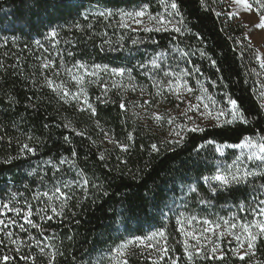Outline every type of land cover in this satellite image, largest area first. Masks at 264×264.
<instances>
[{"label": "trees", "instance_id": "trees-1", "mask_svg": "<svg viewBox=\"0 0 264 264\" xmlns=\"http://www.w3.org/2000/svg\"><path fill=\"white\" fill-rule=\"evenodd\" d=\"M61 2L0 0V204L10 201L13 195L19 201L17 206L25 198L35 204L31 197L38 191L50 190L53 184L71 181L83 172L98 187L90 184L87 189H66L73 199L68 201L64 217L43 222L34 216L45 232L41 235L39 230L29 229L31 235L51 245L46 252L57 253L54 264H107L121 244L160 231L166 233L167 245L174 249L169 260L179 257V264H264V243H258L256 255L245 261L234 256L227 243L223 261L210 256L187 261L168 208L173 201L186 200L199 213L224 216L239 203L248 202L252 195L249 183L239 190L232 188L213 196L204 182V177L221 171L224 161L230 158L217 153V146L223 149L227 148L225 145L243 143V137L255 141L264 135V78L253 55L256 48L247 47L242 24L223 14L227 10L225 0H206V6L200 0H177L180 15L169 19L174 24L183 19L191 29L183 33L171 29L148 33L119 26L121 12L146 10L165 15L168 0H63L64 4L77 7L53 6ZM101 11L114 15H96ZM218 11L222 15L216 16ZM52 30L58 33L55 39L49 35ZM133 40L137 43L133 44ZM177 47L189 55L180 57L175 52ZM201 49L207 54L205 57L200 56ZM161 52L169 55L159 61L161 69H153L150 61ZM48 58L57 66L63 63L60 76L52 78L66 82L72 92L78 90L65 69H72L73 74L82 71L74 67L77 63L85 64L90 72L96 71L95 65L131 69L134 80L129 82L127 74L120 78L104 71H98L95 78L86 77V81L96 80L84 85L97 111L92 116L89 110H78L86 105L65 104L44 86V76H51L52 70H43L40 65ZM193 66L199 67L200 73L187 77V81L194 87L206 88L219 109L227 111L228 97L237 100L249 123L222 122V126L186 132L178 146L169 144V140L139 121L132 85L151 91L153 80L161 77L163 71ZM121 79L128 87H112L114 80ZM102 85L107 86L106 93ZM121 102L127 104L126 111L120 109ZM76 131H83L85 136L76 135ZM105 132L128 144L129 150L122 152L108 143ZM129 133L133 135L131 141L127 140ZM65 136L70 138L68 142ZM209 140L214 144H208ZM24 143L35 153L21 151ZM152 143L160 146L159 152L151 151ZM101 152L105 160L99 159ZM60 159H67L68 163L60 165ZM49 161L61 171L54 172ZM73 163L75 167H71ZM254 183L264 184V176ZM193 188L197 191L193 192ZM202 198L210 203L199 208ZM14 231L27 239L26 234ZM24 252L36 257V264H47L38 248H25ZM125 260L128 264H153L156 259L133 254ZM16 264L24 261L17 260Z\"/></svg>", "mask_w": 264, "mask_h": 264}, {"label": "snow or ice", "instance_id": "snow-or-ice-1", "mask_svg": "<svg viewBox=\"0 0 264 264\" xmlns=\"http://www.w3.org/2000/svg\"><path fill=\"white\" fill-rule=\"evenodd\" d=\"M212 2L215 3L216 0H212ZM200 3L202 6H206V0H200ZM53 6L68 8L77 7V5L72 3L64 4L63 0L61 4ZM168 8L171 9V12H167ZM223 14L228 20L239 19L242 23L247 24L249 28L253 29V32H250L245 36V39L249 41L247 47H252L251 37L255 31L264 32V0H227V10ZM96 15L99 17H112L114 14L111 11H101ZM146 15L151 26L145 25L143 27L144 32L169 31V29L174 33L191 31V29H188L184 24L183 19H180L175 24L172 19H169V16L176 17L180 15L177 0H168L165 15H150L146 10L121 12L119 14V26L121 28L129 27L126 18L130 19L138 26L143 25V18ZM215 15L220 16L222 13L218 11ZM245 15H255V22L245 21L243 19ZM84 18L88 19L87 16ZM77 27L79 28L80 25H77ZM88 27L91 28L92 25L89 24ZM49 35L55 39L58 33L55 30H52ZM197 39H200L199 35H197ZM262 40H264V38H262ZM132 43L136 44L137 41L133 40ZM36 44L40 45V41L37 40ZM175 52L178 53L180 57L184 58L189 55L188 52L179 47L175 48ZM199 54L201 57L207 55L202 49L199 50ZM69 55H71V53H69ZM167 55L169 54L161 52L155 58L151 59V67L153 69H161V63L159 61H162ZM253 55L255 60L259 62V67L264 69V51L253 49ZM208 59L215 66V61L211 60V57H208ZM0 67H2V65H0ZM40 67L43 70H52L51 76H44V86L48 87L65 104L72 102L78 105H86V108L79 107L78 110H89L92 116H96L97 111L91 104L84 85L86 82L95 83L96 80L92 79L86 81V77L95 78L98 75V71H104L106 74L120 78L125 77L127 74L129 82L134 80L131 69H125L122 67L109 69L107 66L101 68L100 65H95L96 71L90 72L85 64L77 63L74 67L82 71L73 74L72 69H65L79 88V91L72 92L66 86V82L52 78H58L60 76V69L64 68L63 63L57 66L55 61L48 58L41 61ZM141 67L145 66L142 65ZM193 69L163 71V76L167 78L166 81L153 80L152 86L156 89L155 95L158 97L164 96L167 92L168 94L175 96L180 103L184 102L182 97H188V106L182 115L186 119L192 121V127H188L186 124H179L176 125V128H179V131L175 128L170 129V135L177 137L178 139L167 141L169 144H175L178 146L184 140V134L186 131L193 133L203 131L200 124H197L191 116H188L189 112H196L201 108L204 110L202 115L211 117L219 126H222L220 123V117H226L223 121L224 124H233L237 121L242 124L249 123L247 115L241 110L237 100L232 99L231 97L227 98V105L229 106L227 111L224 109H218L214 114L210 110L216 106L212 97L207 96V100L211 103L204 102L205 95L203 94H206L208 90L201 86L200 92L202 94H196L195 89L190 87L185 79L186 77H191L194 74L200 73L199 67L193 66ZM102 87L103 91L106 93L108 91L107 86L102 85ZM112 87H128V85L124 84L121 79L120 81L114 80L112 82ZM132 90H136L135 85H132ZM139 91L141 96H143L146 89L140 87ZM148 95L151 96L152 93L149 92ZM193 96L198 103L192 102L191 97ZM261 97L264 98V91L261 92ZM146 105L149 107L152 106V101L143 100L140 103V107L142 108ZM119 107L123 111L127 110V104L125 102H121ZM177 107H179V104H177ZM261 108L264 109V104H261ZM152 117L157 122L164 121L165 119L164 115L160 113H153ZM175 121L176 117L169 116L166 122L169 125H173L175 124ZM65 127L68 128L69 125H65ZM72 130L75 131V129ZM101 131H103V129H101ZM75 134L82 137L85 136L83 131H76ZM104 135L107 138V142L114 144V146L120 151L127 152L129 150L128 144L112 139L107 132H105ZM28 139L31 140L32 138L29 137ZM64 139L66 142L70 140L68 136H65ZM127 140H133V135L131 133L128 134ZM208 144H214V141L209 140ZM201 147L204 146L201 145ZM225 147H239L241 152L225 170H218L215 175L204 177V182L211 188V194L213 196H216L218 192H226L232 188L239 190L240 186L248 185L250 181L254 180L256 177L264 176V135H261L258 140L255 141L250 137H243V143L238 145H225ZM245 149H247L246 153L244 151ZM159 150L160 146L157 143L151 144L152 152H159ZM21 151L35 153V149L30 147L28 143L22 144ZM215 151L223 155L220 146H217ZM72 156L75 157L76 153L72 152ZM99 159H106L103 152H101ZM66 163H68L67 159H60L59 161L60 165ZM48 164L53 168L54 172L61 171L60 167L53 165L50 161ZM71 167H75V164L73 163ZM77 176L78 178H74L71 181L62 180L59 184H53V187L50 190L38 191L31 197V200L35 201V204L25 198L23 204L17 206L19 201L17 200L16 195H13L10 201L0 204V264H16L17 260L24 261V264H36V257L32 256L30 252H24L25 248L32 249L34 247L38 248L39 253L46 257L47 264H54L57 253L55 251L46 252V249H50L51 245L45 244L40 239L31 235L29 229H37L41 232V235L45 232L43 225L37 223L33 219L34 216L39 217L43 222L52 221L57 217H64L65 209L68 207V201L73 199V196H70L66 189H87L90 184L92 187H98V185L87 178L86 173L80 172L77 173ZM43 180L44 177H41V182H43ZM213 182H215L216 186H213ZM192 191L196 192L197 189L193 188ZM253 191H259L261 195H254L250 203H239L237 206L238 212L248 213L251 217L247 222H244L243 217H241V221L238 223L235 215H233L231 219L220 217L213 220L209 218H199L196 215L185 217L183 213L180 214V217L176 220V225L178 226L177 231L184 237L183 251L187 261L192 262L195 257L207 259L209 256L212 259L223 261L225 259V253L221 247L220 241L228 237L235 242V247L232 248V254L239 260L245 261L246 258L256 255L258 243H264V184H260L259 186L253 185ZM199 203L205 205L210 203V201L202 198ZM14 229H17L19 233L26 234L27 239H25L23 235H18L17 231H14ZM157 236L160 237V240H157L156 243L153 244V241ZM161 240L164 241V243H161ZM167 241L168 236L164 231L154 232L152 235L146 236L143 239H138L135 242L128 241L127 243L121 244L115 249V254L117 257H122L125 255V250L130 244L139 243L155 250L157 253V259L153 261V264H160L161 261H165L166 264H179V257L173 256L170 257L169 260V254L173 252L174 249L167 245ZM189 241H192V243ZM145 242L147 243L145 244ZM117 264H128V262L127 260H117ZM258 264H260V262H258Z\"/></svg>", "mask_w": 264, "mask_h": 264}, {"label": "rangeland", "instance_id": "rangeland-1", "mask_svg": "<svg viewBox=\"0 0 264 264\" xmlns=\"http://www.w3.org/2000/svg\"><path fill=\"white\" fill-rule=\"evenodd\" d=\"M225 5L227 7V0H225ZM148 14H151L150 12L146 11ZM144 19V23L143 25H136L135 23H133L130 19L126 18V22L129 24V27L133 28L136 31H143V27L145 25L147 26H151L149 24L148 21V17L147 15L143 18ZM245 21H249V22H255L256 17L255 15H245L243 18ZM237 21H239L244 30H245V36L250 33L253 32V29L249 28L247 26V24L242 23L241 20L236 19ZM170 30V29H169ZM262 38H264V32H260V31H255L254 34L251 37V45L252 47L264 51V40H262ZM249 42V41H248ZM262 73H263V78H264V69H262ZM167 78H165L163 75L161 77H158L157 80H162V81H166ZM187 80V77L185 78ZM188 82V81H187ZM189 86L195 89L196 94H202L200 92V85L197 86H192L189 82H188ZM76 86V84H75ZM77 87V86H76ZM153 87V86H152ZM144 88V87H143ZM140 87H136V90L133 91V94L137 97V104L135 105V113L139 119V121L141 122V124L143 126H145L148 129H152L154 131H156L157 133H159L163 138L167 139V140H172V139H178L177 137H174L172 135H170V129L175 128L177 131H179V128H176V125L179 124H186L188 127H192V121L186 119L182 113L184 112V110L187 108L188 106V97H182V99L184 100L183 103H180V101H178L176 99L175 96L168 94L167 92L165 93L164 96H156V89L153 87V89L150 91L148 90V88L146 89V92L143 96H141V93L139 91ZM77 90L79 91V88L77 87ZM152 93V95H148V93ZM205 95V103H211L210 101L207 100V96L208 93L203 94ZM192 102L193 103H198V101H195L194 96L191 97ZM143 100H150L152 101V106H145V107H140V103ZM177 104H179V107H177ZM216 105V104H215ZM218 106L216 105L215 108H211L210 110L215 114V112L218 110ZM204 112L203 108H201L199 111L196 112H189L188 116H191L193 118V120L197 123L200 124L201 128L203 127H210V126H218L216 124V121L214 119H212L211 117H207L206 115H202V113ZM153 113H160L163 114L165 119L164 121H160L157 122L154 120V118L152 117ZM169 116H173L176 117V121L175 124L173 125H169L166 121L168 119ZM225 120V117H220V123H222ZM187 132V131H186ZM185 132V134H186ZM184 134V135H185ZM245 153L247 152V149L244 150ZM223 152V156H229L230 158H228L226 161H224V166L221 169V171L225 170L227 168V166L229 164H231L236 156H238L241 152V149L239 147H227V148H223L222 149ZM260 178L262 176H259ZM256 177V178H259ZM255 178V179H256ZM254 179V180H255ZM254 180H251L250 182V187H253V185H256L254 183ZM259 186V185H256ZM260 196L261 193L259 191H252V195L250 196V198L248 199V202H246V204L250 203L253 199V196ZM200 205V206H199ZM199 208L203 207L204 205L198 203ZM169 208V212L173 217V221H174V225L177 229V225H176V220L177 218L180 217V214L183 213L185 217H190L192 215H196L199 218H209V219H213L216 220L220 217H223L225 219H231L233 215H235L237 217V222L239 223L241 221V217H243L244 222H247L251 217L248 215V213H240L238 212V208L231 210L230 212H228L226 215L224 216H217V215H213V216H209L206 215L204 213H199L197 211H195V209H192L191 207L188 206V202L182 201L179 203L176 202H171L168 206ZM177 233L180 236V239L183 243L184 237L177 231ZM152 235V234H151ZM138 239H134V240H129V241H137ZM157 240H160V237H156V239L153 241V244L156 243ZM231 241V243H230ZM161 243H164V241H160ZM190 243H192V241H189ZM147 242H145L146 244ZM224 243L229 244L233 247H235V242L231 240L230 237L220 241L221 247L222 249H224ZM138 255V256H145V257H149V258H153V259H157V253L155 252V250L153 248H149L146 247L145 245H141L139 243H132L128 246V248L125 250V255L122 257H117L116 254L114 253V256H111L107 262V264H117V260H125L126 257L130 256V255Z\"/></svg>", "mask_w": 264, "mask_h": 264}]
</instances>
